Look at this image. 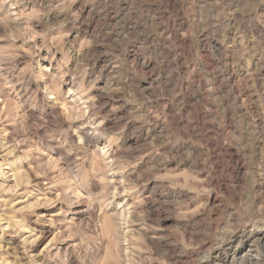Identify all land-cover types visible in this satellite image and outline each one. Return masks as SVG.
<instances>
[{
	"label": "clouds",
	"instance_id": "clouds-1",
	"mask_svg": "<svg viewBox=\"0 0 264 264\" xmlns=\"http://www.w3.org/2000/svg\"><path fill=\"white\" fill-rule=\"evenodd\" d=\"M79 2L80 6L75 10L73 5L76 0H60L43 13L28 14L26 10L20 13L16 11L24 0H0V15L5 20V31L0 34V40L8 42L2 46L0 79L6 88L11 87L13 91L15 85L19 84L17 99L23 102L20 107L27 105L28 111L39 113L30 118V123L21 117L14 121L18 127L13 135L21 137L16 146L30 139L29 132L38 137L22 159L29 158L34 152L41 153V157L46 156L45 148L48 151L60 149V159L66 165L59 173L49 175L48 190L59 185L61 195L56 200L67 204V208L61 209L59 219L37 216L35 223H52L57 228L52 240L75 241L80 237L86 242L91 237H85L84 233L95 231L93 225L103 219L102 214L112 207L115 197L127 196L134 191L142 195L139 188L152 179H163L157 177L156 172L166 168L170 160L176 159L172 149L177 144L192 146V150L184 153L180 159L193 158L197 146L206 147V144L200 143L203 139L200 130L202 116L213 114L222 117L236 103L235 92L231 97L217 95L219 89L212 85V73L203 69L200 78L209 82L204 93L207 103H198L196 107L185 104L186 94H190L193 85L198 83L193 76L200 70V65L195 60L176 63L178 45L173 35H178V38L194 35L191 26L188 32H179L177 20L180 14L183 13L191 25H201V31L211 26V18L223 16L229 21L247 23L249 29L259 28L264 35V0H176L175 4H170L169 0ZM85 9H88L87 14ZM53 13L55 17L49 20L48 17ZM33 20L38 21L37 26L32 25ZM8 21L13 22L12 27H8ZM16 22L23 26H18ZM36 27L42 30L36 31ZM53 32L56 34L53 35ZM170 32L172 34L165 36V33ZM72 33L76 35L69 39ZM37 37L42 42L29 45V41H35ZM161 37L171 43L162 44ZM18 40H22L23 44L17 45ZM24 45H29L32 52L27 54L22 61L24 66L20 68L16 60L24 55ZM45 49L47 54L41 56V51ZM41 61H46L47 65ZM100 80H106V86L97 89L96 95H91ZM114 84L120 86L114 87ZM248 100L251 102L250 96ZM114 101L124 103L113 104ZM209 103L214 106L209 107ZM254 103H259L260 111L264 113V101ZM129 104L132 107L127 115L119 117L115 126L105 127L106 121L114 113ZM185 120L187 124L178 127ZM133 122L136 124L129 133L131 136L151 133L152 126L162 125L160 135L147 143L142 149L143 154L139 156L132 155L131 151L120 145L129 124ZM215 123L222 125L223 120L216 119ZM41 129L44 130L43 134L39 132ZM101 140L105 141L103 147L100 146ZM253 155L255 160H250L252 169L248 174L251 183L244 189L248 193L244 204L236 207L230 206L227 199L223 201L222 222L218 225L221 242L225 238L231 239L233 233L249 225L253 230L264 229V208H256L251 195V188L257 179L264 184V150ZM144 156L151 157V167L140 173L136 181L122 178L113 183L108 179L115 175L123 177L126 173L130 177ZM86 162L89 165L87 167ZM42 167L45 172L54 171ZM93 187L99 190L93 193ZM225 191L233 192L238 199H244L235 187L226 188ZM25 192L28 196L33 195L28 189ZM84 193L87 196L82 198ZM52 203L45 196L44 204L37 201L29 205L28 209ZM84 204L87 207L81 212L86 215L77 222L74 206ZM139 207L140 201H137L132 208L137 219L131 222L139 223L144 228L147 226L144 216L136 212ZM25 210L22 208L17 211ZM70 215L73 217L71 220L68 219ZM113 218L126 226V220L120 219L119 211L113 214ZM0 222L6 224L0 230V240L8 228H12L16 236L21 231H28L31 243L40 239L35 230L25 226L26 220L22 223L15 218V212L11 216L5 212ZM55 247L53 244L52 248ZM83 247L84 243L76 246ZM52 248L36 257L21 259L18 256L17 260L19 264H67V259L72 255L88 264L96 261L95 256L86 252L81 256L72 244H69V251L57 249L55 254H52ZM224 251L227 252V249ZM41 256L42 259L39 258ZM247 256V264H264V245L251 248ZM232 258L236 259L235 254ZM224 264H231V261L225 257Z\"/></svg>",
	"mask_w": 264,
	"mask_h": 264
},
{
	"label": "rangeland",
	"instance_id": "rangeland-1",
	"mask_svg": "<svg viewBox=\"0 0 264 264\" xmlns=\"http://www.w3.org/2000/svg\"><path fill=\"white\" fill-rule=\"evenodd\" d=\"M59 2L60 0H24V3L16 11L20 13L26 10L28 14L43 13L49 6H54ZM169 3L175 4L176 0H169ZM79 6L80 2L76 0L73 9L75 10ZM87 12L88 9H85V14ZM54 17L55 13L48 19L51 20ZM16 23L18 26H23L20 22ZM12 24V21H8V27H12ZM37 24L38 21H32L33 26H37ZM209 25L211 26L207 30L201 31V25H191L188 18L181 13L177 20L179 32L186 33L191 26L194 35L192 37L185 35L182 38L173 35V40L178 45L176 63L184 64L186 61L195 60L200 65V70L193 76V79L198 83L193 85L190 94H186V105L192 104L193 107H196L198 103H207L204 93L209 87V82L207 79L200 78L203 69L212 73L210 79L212 85L219 89L217 95L231 97L233 92L236 93V103L227 114L222 117H216L213 114L202 116L200 130L203 139L200 143L206 144V147L197 146L193 151V158L180 159L184 153L192 150V146L183 143L177 144L172 149V155L176 159L170 160L166 168L156 172V176L163 179H152L144 187L139 188L138 191L142 195H138L134 191L127 196L115 197L112 207L102 214L103 219L93 225L95 231L89 230L84 233L85 237H91L86 242L77 237L75 241L57 239L55 243H49L54 232L57 231V228L54 227L52 233L34 245L26 240L29 239L28 231H21L20 235L16 236L13 234L14 230L8 228L7 233L0 240V264H19L18 256L21 259L28 256L36 257L40 253H46L53 244L56 247L52 248V254H55L57 249L69 251V244H72L73 249L78 251L81 256L85 252L95 256L94 264H224L225 257L231 261V264H247V256L243 259H232L236 246L228 249L229 241L233 237L253 234V248L264 245V241L257 239L259 233L264 232V229L253 230L249 225L248 228L233 233L231 239L225 238L222 242L219 239L218 229V225L222 222L223 201L227 199L230 206L240 207L247 199L248 193L244 189L251 183V176L248 175L252 169L250 160H255L253 153L264 150V113L260 111L259 103H254L262 102L264 99L260 97L259 87L253 77L255 68L258 65H264V35L259 28L249 29L247 23H237L236 20L229 21L223 16H220L219 19L211 18ZM41 30V27H36V31ZM4 31L5 20L3 15H0V34H3ZM170 34L172 33H165V36ZM75 35L72 33L68 38L72 39ZM81 38H83V33H81ZM160 39L162 44L171 43L164 37ZM41 42V38L37 37L35 41H29V45H38ZM7 43V41L0 40V58L3 57L2 46ZM16 44L21 45L23 41L18 40ZM29 45L23 46L24 55L16 60V64L20 68L24 66L22 61L27 54L32 52ZM222 47L223 49H221ZM46 54V49L40 53L41 56ZM101 59L103 60V58ZM41 63L47 65L46 61H41ZM247 68L248 70H246ZM244 71H249L246 80L241 78ZM106 84V80L98 81L91 95H96L97 89L105 87ZM3 86L4 82L0 79V96L5 101H0V221H2L5 212L9 216L15 212L17 220H21L22 223L26 220L25 226L35 230V233L39 235L38 227L35 224L37 216L46 213L45 219H47L58 210L67 208V204L56 200V197L61 195L59 185H54L51 191L48 190L49 175L59 173L66 165L60 159V149L48 151L45 148L46 156L41 157V153L34 152L29 155V158L22 159L29 146L34 145L38 137L32 136V133L29 132L30 139L16 146L17 140L19 141L21 137L13 135L18 127L14 121L21 117L30 123V118L39 113L35 110L28 111L27 105L20 107L23 102L17 99V93L20 91L19 84L15 85V91L11 87ZM113 86L120 85L114 84ZM32 87L34 89L35 85L33 84ZM248 91L254 94L251 102L247 100ZM112 103L123 104L124 102L114 101ZM208 106L213 107L214 105L209 103ZM131 107L132 105L129 104L114 113L113 117L106 121L105 127L115 126L118 118L127 115ZM48 111L52 110L48 109ZM216 119H222L223 124H216ZM187 122L185 120L178 127H184ZM134 124L136 122L129 124L124 138L120 140V145L131 151L132 155L139 156L143 154L144 146L154 137L160 135L162 125L152 126L151 133L144 132L143 135L131 136L129 133ZM6 131L9 132H7V136L4 134ZM43 131V129L39 130L40 134H43ZM104 144L105 141L101 140L100 146L103 147ZM168 147L171 148V145ZM150 160L151 157L144 156L143 161L137 165L136 172L132 173L130 177L126 173L123 177L115 175L108 179L113 183L122 178L136 181L140 173L151 167ZM6 163L7 166H5ZM42 166L54 171L45 172ZM85 166H89L87 162ZM11 168L20 171L18 179L22 189L20 188V192L18 190L17 193L14 191V181L9 180L13 177L10 175L13 173ZM100 179L103 180V177ZM5 184L6 186H4ZM8 185L10 186L8 187ZM232 187H235L244 199H238L233 192L225 191L226 188ZM7 188L9 191H5ZM25 189L33 192V195L28 196ZM98 190L96 187L92 189L93 193ZM251 195L254 206L264 208V184H261L259 179L251 188ZM40 196L42 200L46 196L53 203L43 208L33 207L30 210L25 208L30 204L34 205ZM84 196H87V193L82 194V198ZM5 199L11 202L7 204L8 202L4 201V205L3 200ZM137 201H140V207L136 209V212L143 214L147 225L144 228H141L139 223L131 222L137 219L136 214L132 212ZM11 203H14L13 206L10 205ZM22 206L26 210L17 211ZM86 207V204L74 206L77 222L86 215V213L83 216L78 215L77 211ZM118 211L120 219L126 220V226L113 218V214ZM72 218L71 215L68 217L69 220ZM5 226V223L0 222V230ZM11 238H15L17 241L14 242ZM81 243H84V247L76 248ZM218 243L219 247L216 246ZM45 247L46 249H44ZM225 249L227 252L224 251ZM67 264H88V262L70 255Z\"/></svg>",
	"mask_w": 264,
	"mask_h": 264
},
{
	"label": "bare ground",
	"instance_id": "bare-ground-1",
	"mask_svg": "<svg viewBox=\"0 0 264 264\" xmlns=\"http://www.w3.org/2000/svg\"><path fill=\"white\" fill-rule=\"evenodd\" d=\"M221 49H223V47L221 48ZM232 52V51H231ZM263 54V53H262ZM228 56V55H227ZM264 56V55H263ZM260 60V59H259ZM263 61V60H262ZM231 62V61H230ZM259 64V63H258ZM264 64V63H263ZM255 67V66H254ZM246 70H248V68L246 69ZM233 72V71H232ZM242 72V71H241ZM247 72H249V71H244L243 72V76H241V78L244 80L246 77H247ZM239 75V74H238ZM234 77V76H233ZM253 77H255V79H256V82H257V85H258V87H259V91H260V97H263V99H264V65H258L256 68H255V74H254V76ZM246 80V79H245ZM246 82V81H245ZM235 83V82H234ZM233 83V84H234ZM247 83V82H246ZM248 84V83H247ZM4 87V86H3ZM4 90V89H3ZM12 91V90H11ZM253 95L254 94H252L250 91H248V93H247V96L249 97H251V99H253ZM246 97V96H245ZM2 97L0 96V101L1 102H5L4 100H2L1 99ZM3 99H5V98H3ZM8 99V98H7ZM10 99V98H9ZM248 100V99H247ZM249 101V100H248ZM254 101H256V100H254ZM4 107H5V105H4ZM5 109V108H4ZM3 111V110H2ZM1 123V122H0ZM109 124V123H108ZM108 124H107V126H108ZM5 129V128H4ZM5 132V131H4ZM8 131H6V133H7ZM9 133V132H8ZM5 134V133H4ZM10 135V134H9ZM132 138V137H131ZM135 138V137H134ZM10 139V138H9ZM12 139H13V137H12ZM14 141V140H13ZM18 141V140H17ZM6 142V141H5ZM136 142V141H135ZM7 143V142H6ZM134 143V142H133ZM4 144V143H3ZM12 145V144H11ZM20 145V144H19ZM13 146H14V144H13ZM13 148V147H12ZM5 149V148H4ZM11 149V148H10ZM7 150H9V149H7ZM12 151H13V149H12ZM3 164H5V163H3ZM12 164V163H11ZM9 166V165H8ZM5 167V166H4ZM0 168H1V166H0ZM3 168V167H2ZM12 169V168H11ZM24 170V169H23ZM11 171H13V173L12 174H10V175H12L13 177H12V179L10 178L9 180H11V181H14V185L13 186H15L14 188H15V192L17 193L18 192V190L21 188V184H20V182H19V179H18V176H19V173H20V171H15V170H11ZM4 173H6V172H4ZM26 173V172H25ZM7 175H8V173H7ZM6 176V175H5ZM9 177V176H8ZM11 177V176H10ZM5 179V178H4ZM26 180V179H25ZM10 183V182H9ZM2 184V183H1ZM3 185V184H2ZM1 185V186H2ZM4 186H6V184L4 185ZM10 185H8V187H9ZM12 186V187H13ZM27 187H29V186H27ZM38 187V186H37ZM4 189V188H3ZM7 189H9V188H7ZM10 189H11V187H10ZM22 189V188H21ZM13 190V189H12ZM14 191H13V193H14ZM19 192H20V190H19ZM0 198H1V196H0ZM43 198H44V196H43ZM147 198H148V195H147ZM23 200V199H22ZM36 200V199H35ZM140 200V199H139ZM1 201V200H0ZM8 202L7 204H9L11 201H8V199H5V200H3V202ZM18 201V200H17ZM37 201H40V203L41 204H44L43 202H44V200H42L41 199V196L40 197H38V199H37ZM36 201V202H37ZM51 201V200H50ZM5 202H4V205H5ZM16 202V201H15ZM34 202V201H33ZM13 204L14 203H11L10 205L11 206H13ZM35 204V203H34ZM29 205V204H28ZM30 205H33V204H30ZM27 206V205H26ZM43 207H45V206H43ZM42 207V208H43ZM22 208H24L23 206H22ZM21 208V209H22ZM25 208H28V206L27 207H25ZM62 208V207H61ZM61 212V209L60 210H58V212L57 213H54V214H52L51 215V217H54L55 219H59L60 217H59V213ZM77 213H78V215H84V213H82L81 212V210H79V211H77ZM18 214H20V213H18ZM108 214V213H107ZM106 214V215H107ZM39 215V214H38ZM46 213L45 214H40L39 216H41V217H43L44 219L46 218ZM123 216V215H122ZM106 218V217H105ZM105 220V219H104ZM105 222V221H104ZM103 222V223H104ZM36 224V226L38 227V233H39V235L36 233V235L37 236H40V239L39 240H37L35 243H33L34 245L35 244H37L38 242H40V241H43L50 233H52V231H53V228H54V226H53V224L52 223H47V224H45V223H41V224H37V223H35ZM4 226V225H3ZM29 229V228H28ZM99 229H101V228H99ZM105 229H106V227H105ZM103 232V231H102ZM256 234V233H255ZM54 235H55V232H54ZM53 235V236H54ZM104 235V234H103ZM239 235V234H238ZM13 236V235H12ZM107 236V235H106ZM16 237V236H15ZM14 242L15 241H17V240H15V238H11ZM22 239V238H21ZM20 239V240H21ZM34 239V238H33ZM256 239V238H255ZM257 239L258 240H260V241H264V232H262V233H259V235L257 236ZM26 240H29L30 241V239H26ZM51 243H55V241L56 240H52V238H51ZM49 241V242H50ZM12 242V241H11ZM31 242V241H30ZM253 242H254V238H253V234H249V235H247V236H242V235H240V236H238V237H233V239L232 240H230L229 241V248L228 249H230V248H233V246L235 247V249H234V254H235V257H236V259H243L244 257H246L247 256V253L250 251V249L251 248H253ZM25 243H26V241H25ZM18 244V243H17ZM21 245V244H20ZM52 245V244H51ZM48 246V245H47ZM119 247V246H118ZM44 249H46V247L44 248ZM23 250V249H22ZM24 251V250H23ZM46 251V250H45ZM222 252V251H221ZM248 257V256H247ZM233 259V258H232ZM101 261V260H100ZM240 262H242V261H240Z\"/></svg>",
	"mask_w": 264,
	"mask_h": 264
}]
</instances>
